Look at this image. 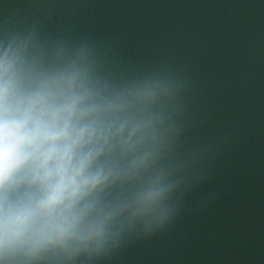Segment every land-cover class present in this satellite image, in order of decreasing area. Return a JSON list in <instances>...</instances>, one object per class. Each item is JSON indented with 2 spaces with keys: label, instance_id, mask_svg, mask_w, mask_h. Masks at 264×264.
<instances>
[{
  "label": "water",
  "instance_id": "1",
  "mask_svg": "<svg viewBox=\"0 0 264 264\" xmlns=\"http://www.w3.org/2000/svg\"><path fill=\"white\" fill-rule=\"evenodd\" d=\"M11 37L172 90L163 223H133L77 264H264V0H0V41Z\"/></svg>",
  "mask_w": 264,
  "mask_h": 264
},
{
  "label": "clouds",
  "instance_id": "2",
  "mask_svg": "<svg viewBox=\"0 0 264 264\" xmlns=\"http://www.w3.org/2000/svg\"><path fill=\"white\" fill-rule=\"evenodd\" d=\"M171 101L164 78L114 83L83 49L0 41V264H77L133 223H163Z\"/></svg>",
  "mask_w": 264,
  "mask_h": 264
}]
</instances>
